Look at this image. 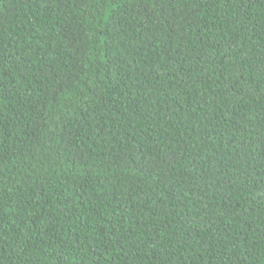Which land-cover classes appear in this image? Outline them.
Segmentation results:
<instances>
[{
	"label": "trees",
	"instance_id": "trees-1",
	"mask_svg": "<svg viewBox=\"0 0 264 264\" xmlns=\"http://www.w3.org/2000/svg\"><path fill=\"white\" fill-rule=\"evenodd\" d=\"M0 264H264V0H0Z\"/></svg>",
	"mask_w": 264,
	"mask_h": 264
}]
</instances>
